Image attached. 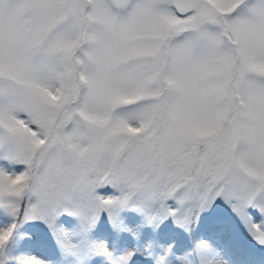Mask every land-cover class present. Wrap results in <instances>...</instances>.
<instances>
[{
  "label": "snow or ice",
  "instance_id": "obj_1",
  "mask_svg": "<svg viewBox=\"0 0 264 264\" xmlns=\"http://www.w3.org/2000/svg\"><path fill=\"white\" fill-rule=\"evenodd\" d=\"M0 264H264V0H0Z\"/></svg>",
  "mask_w": 264,
  "mask_h": 264
}]
</instances>
